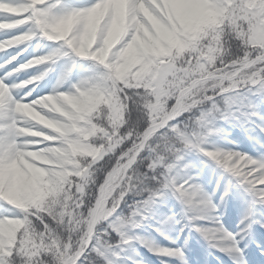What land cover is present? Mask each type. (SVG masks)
Returning a JSON list of instances; mask_svg holds the SVG:
<instances>
[{"label": "snow or ice", "instance_id": "obj_1", "mask_svg": "<svg viewBox=\"0 0 264 264\" xmlns=\"http://www.w3.org/2000/svg\"><path fill=\"white\" fill-rule=\"evenodd\" d=\"M0 54V264H264V0H0Z\"/></svg>", "mask_w": 264, "mask_h": 264}, {"label": "rangeland", "instance_id": "obj_2", "mask_svg": "<svg viewBox=\"0 0 264 264\" xmlns=\"http://www.w3.org/2000/svg\"><path fill=\"white\" fill-rule=\"evenodd\" d=\"M0 55H2V54H0ZM23 78L24 77L21 76V79H23ZM23 91H27V89H24ZM249 155H251V153H249ZM170 203H174V202L170 201ZM178 210H179V206L178 205L175 208L172 209L173 212H177ZM218 211L220 212L221 220L223 222V220L228 215L227 206H223V208L221 210H218ZM224 226H225V228L228 231L232 230L231 228H229V226L227 224H225ZM179 227H180V225L177 224L176 228L179 229ZM197 239H199V238L197 237ZM157 242L166 245V241H163L160 238H157ZM200 244L202 246V253L206 257L207 264H218V260L221 259L222 254L219 253V252L213 251V250H208L207 246L204 245L203 241H200ZM138 251L140 252L141 257L144 256V258H145V256H147L149 258L151 264H158L156 258L154 256H151L146 250L138 249ZM144 264H149V263H145V261H144Z\"/></svg>", "mask_w": 264, "mask_h": 264}, {"label": "bare ground", "instance_id": "obj_3", "mask_svg": "<svg viewBox=\"0 0 264 264\" xmlns=\"http://www.w3.org/2000/svg\"><path fill=\"white\" fill-rule=\"evenodd\" d=\"M142 258H144V256H142ZM144 261H145V263H149L150 260L147 256H145Z\"/></svg>", "mask_w": 264, "mask_h": 264}]
</instances>
